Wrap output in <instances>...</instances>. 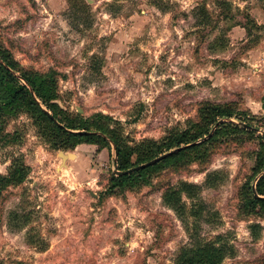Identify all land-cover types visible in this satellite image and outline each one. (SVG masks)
Returning <instances> with one entry per match:
<instances>
[{
	"label": "rangeland",
	"instance_id": "obj_1",
	"mask_svg": "<svg viewBox=\"0 0 264 264\" xmlns=\"http://www.w3.org/2000/svg\"><path fill=\"white\" fill-rule=\"evenodd\" d=\"M0 42L24 71L57 80L62 109L113 118L130 145L192 129L208 103L233 114L219 123L260 130L223 132L205 145L209 163L109 195L114 147L56 151L27 113L8 114L0 177L17 158L29 171L0 196V264H177L212 242L222 264L264 262V215L246 207L261 177L264 0H0ZM186 184L184 210L170 205Z\"/></svg>",
	"mask_w": 264,
	"mask_h": 264
},
{
	"label": "trees",
	"instance_id": "obj_2",
	"mask_svg": "<svg viewBox=\"0 0 264 264\" xmlns=\"http://www.w3.org/2000/svg\"><path fill=\"white\" fill-rule=\"evenodd\" d=\"M56 88L57 80L52 75L24 71L12 54L5 52L0 42V141L5 144L12 142L10 139L5 141V137L2 136L7 124L6 116L10 114L11 121L13 116H17L23 110L38 129L39 136L56 151H74L82 144L97 146L100 151L111 150L114 147L117 156L115 166L118 172H126L164 156L154 165L136 172L125 175L114 174L107 190L109 195L126 188L148 184L152 176L171 164L209 163L210 153H207L205 145L211 142L214 136L228 132L230 129L234 133L249 132L231 123H219L223 119L232 118L233 114L220 106L208 103L201 110V121L192 129L174 134L165 142L151 140L130 145L131 141L125 136L122 125L113 118L97 114L91 119H84L72 116L67 110L62 109L56 102L58 98ZM216 126L219 127L211 139L205 140ZM245 127L252 130L249 133L260 132L249 123ZM80 132L89 134H80ZM261 132L263 135H257L261 150L258 153L255 172L261 177L256 185V194L253 188L249 187L246 195V207L255 215H264V131ZM6 138H10V135H6ZM201 140L203 142H200ZM28 171L21 158L14 159L11 172L7 176L0 177V196L8 185L22 184ZM193 187L186 184L177 192L172 189L166 194L169 204L174 205L175 201H179L180 209L184 210L180 195L182 192L195 189ZM223 249L217 247L214 242L203 244L194 250L181 253L177 264H222L225 254Z\"/></svg>",
	"mask_w": 264,
	"mask_h": 264
},
{
	"label": "water",
	"instance_id": "obj_3",
	"mask_svg": "<svg viewBox=\"0 0 264 264\" xmlns=\"http://www.w3.org/2000/svg\"><path fill=\"white\" fill-rule=\"evenodd\" d=\"M80 134H89V133H88V132H80ZM59 154L61 155L62 160H63L64 163H65L66 160H68V159L71 160V159H75V158H76V156L73 155V154H70V155H67V154H65V153H59ZM116 158H117V156H116V153H115V163H116V160H117ZM162 158H164V156H162V157H160V158H157V159H155V160H153V161H151V162H149V163H147V164H144V165H141V166H139V167H136V168L130 169V170L126 171V172H118V171H117V175H125V174H130V173L136 172V171L141 170V169H143V168H146V167H148V166L154 165L155 163H157L158 161H160ZM254 192H255V194H256V188H254Z\"/></svg>",
	"mask_w": 264,
	"mask_h": 264
},
{
	"label": "crops",
	"instance_id": "obj_4",
	"mask_svg": "<svg viewBox=\"0 0 264 264\" xmlns=\"http://www.w3.org/2000/svg\"><path fill=\"white\" fill-rule=\"evenodd\" d=\"M82 145H87V144H82ZM81 146V145H80ZM76 159V158H75Z\"/></svg>",
	"mask_w": 264,
	"mask_h": 264
}]
</instances>
